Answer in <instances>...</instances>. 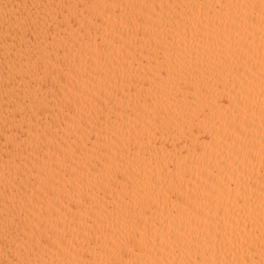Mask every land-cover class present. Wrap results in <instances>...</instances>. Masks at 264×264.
Masks as SVG:
<instances>
[{"label": "bare ground", "instance_id": "obj_1", "mask_svg": "<svg viewBox=\"0 0 264 264\" xmlns=\"http://www.w3.org/2000/svg\"><path fill=\"white\" fill-rule=\"evenodd\" d=\"M0 264H264V0H0Z\"/></svg>", "mask_w": 264, "mask_h": 264}]
</instances>
